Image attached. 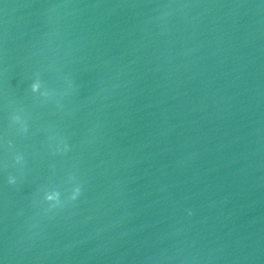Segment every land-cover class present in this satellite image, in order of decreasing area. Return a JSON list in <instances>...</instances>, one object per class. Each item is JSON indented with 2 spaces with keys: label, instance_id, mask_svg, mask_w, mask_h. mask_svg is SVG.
Masks as SVG:
<instances>
[{
  "label": "water",
  "instance_id": "1",
  "mask_svg": "<svg viewBox=\"0 0 264 264\" xmlns=\"http://www.w3.org/2000/svg\"><path fill=\"white\" fill-rule=\"evenodd\" d=\"M0 264H264V0H0Z\"/></svg>",
  "mask_w": 264,
  "mask_h": 264
}]
</instances>
